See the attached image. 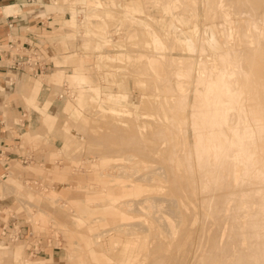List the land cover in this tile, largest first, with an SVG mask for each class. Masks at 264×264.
<instances>
[{"label": "rangeland", "instance_id": "1", "mask_svg": "<svg viewBox=\"0 0 264 264\" xmlns=\"http://www.w3.org/2000/svg\"><path fill=\"white\" fill-rule=\"evenodd\" d=\"M98 1L95 5L88 0H56L62 11L56 10L59 14H54L48 20L51 22H47L52 30L50 37L57 38L56 45L52 52L45 46H40L36 52V59L51 65L38 72L28 68L30 74L26 76L32 82L56 70H62L65 75L82 70L87 74V81L81 91L79 85L74 86L66 78L52 83L41 81L40 88L48 85L46 93L52 105L49 112L56 115L54 129L45 126L40 129L41 134H49L57 150L62 147L64 132H67L69 146L63 154L49 161L47 155L40 158L28 153L17 163L21 183L20 186L9 185L8 195L14 197V203L4 209L2 218L8 222L15 217L17 225L25 226L32 233L19 241L3 244L14 248L22 246L24 259L27 257L29 264L39 258H48L47 253L52 252L56 259L51 260V264H150L161 260L158 256L162 254L160 264L162 261L169 264L165 253H172V258L181 255L177 248L185 234L180 232L183 227H190L197 211L196 221L200 225L197 227L196 222L192 227L194 245L189 251L191 256L187 254L190 261L187 259L186 264H201L194 254H203L204 242L210 243L209 233L203 237L205 232H210L211 224L207 221L205 225L199 193L193 196L190 188L194 177L196 179L200 173L196 170L199 166L196 162L200 159L197 153L193 154L197 136L194 131L208 120L206 114L210 109L201 107L195 98L200 92L203 101L206 97L214 101L212 91L218 75H227L223 77L230 83L223 81L224 86L234 89L241 83L233 74L235 65L241 61L236 63L235 60L240 59L238 54L244 56L256 47L255 42L252 44L248 39V44L253 45L249 46L243 36L254 31L247 17L250 14L242 7L244 0H220L221 3L219 0H174L175 4L172 0ZM222 1L226 7L219 6ZM47 2L50 1L44 3L45 7ZM213 2H217L216 7ZM210 4L215 8L212 13ZM223 7L226 11L221 10ZM73 11L74 25L66 22ZM91 13L99 14L93 17V22L89 21ZM45 16L42 15L46 19ZM96 23L100 25L95 26ZM228 39L233 40L231 46ZM259 44L262 48L264 43ZM194 69L203 70L196 85L192 83ZM187 77L191 85L186 82ZM81 94L85 104L79 109L81 116L75 118L65 104L71 102L77 106ZM195 112L207 117L199 115L200 119L194 118L196 121L190 119ZM189 120H193L192 123ZM216 123L219 121L212 127L218 130ZM189 124L196 125L192 126L193 131ZM48 141L38 142L35 138L26 145L40 148L44 153L53 149L49 150L53 144ZM35 161L45 168H32L30 165ZM54 167L60 171L58 176L49 171ZM218 189L220 195L221 190L225 191ZM214 190L211 195L217 197L219 194ZM170 203L172 208L177 207L180 218H184H181L182 224L175 218V226H181L179 233L177 227L171 230L166 227L168 232L165 229L166 221L169 224L173 221L168 215ZM115 208L117 212L112 213ZM82 209L100 212L89 217ZM40 211L49 220L44 227L36 226V214ZM201 221L207 228L200 233ZM198 240L201 246L197 245ZM206 243L204 250L208 253L211 244ZM36 244L40 250L36 254L38 257L31 256L28 251ZM160 246L176 250L170 252L167 248L165 252L166 247ZM137 254L146 255L143 257L145 263Z\"/></svg>", "mask_w": 264, "mask_h": 264}, {"label": "bare ground", "instance_id": "2", "mask_svg": "<svg viewBox=\"0 0 264 264\" xmlns=\"http://www.w3.org/2000/svg\"><path fill=\"white\" fill-rule=\"evenodd\" d=\"M242 1L243 0H241V2ZM218 2H220V0ZM195 3L197 5V2ZM215 3L217 2H213V5H215L214 7L217 6V4ZM224 4L226 3L225 2L223 3L222 1V4H219V6ZM224 7L226 6L224 5ZM224 7L221 8V10L222 9L224 10L225 9ZM242 7H244V9H247V13L250 14V17L247 15L246 16L250 19L249 21H251L250 24L252 23L253 25L252 27H254L253 28L254 31L252 30L253 32L249 33V35H247L246 33L242 35L247 39V44L250 41L252 44L255 42L254 44L256 45V47H254L251 43H249L253 47L248 44L249 46L252 47V49H249V53L244 55V56L246 55L248 56L243 58L244 56L240 53L241 55L238 54V57H240V59L237 61L235 60L236 63L238 61H241V63L239 62L236 64L237 66L235 65L236 70H233V74L237 75L238 77L237 81H240L241 83L235 85L234 89L229 85L224 86L223 81L226 80L223 76H227V75L224 74L218 75L217 83L214 87V91H212L213 96H215V99L212 102L208 97H206L205 101H203L202 98H200V92L196 91L198 92V96L195 99L198 101L200 106L210 109L206 114L208 117L210 116V118H208L205 115L207 117L206 118L205 116H203L204 114L198 112L200 113L199 115L208 119L205 122H203L205 124V125L203 124L204 126L202 125L203 128L201 126L200 127L206 131L204 127L207 129H209L210 127L213 128L215 122L219 121V123H216L218 124L216 127L219 129L218 130L216 128L212 129L218 131V134L215 133L216 132L215 130L212 131L211 128L209 129V131L205 132L202 129L199 130L200 129L199 125L198 126L194 124L192 125V126H196L198 129V131L197 130L194 131L196 132L194 133V135L197 136L195 142L196 148L193 154L197 153L196 156L199 157L200 159L199 162L196 161L195 162L198 163L197 166L199 165L198 169L196 170L198 171V173L200 172L199 175L201 176H200V180H199V175H197L196 179L193 176L194 184H192V187L190 189H193L191 190L193 196L198 195L199 193V196L197 197H199V200L201 202L200 207L202 213L204 214V217L206 218L205 225L207 224V221H210L211 224L210 232L207 231L209 229L206 230L207 233L205 232V235L206 234L208 235L209 233L210 235L208 236L210 237H207V235L205 236L204 232L202 234H199L200 236L204 235L203 238L205 237L209 238L208 241L210 243L204 242L203 244L204 249L206 247L205 243L207 245L211 244V246H209L210 249L208 248L209 249L208 253L206 252V250L202 249L201 252L203 251V254L200 253L199 251H197L199 253L194 254V256H196L195 260L197 259L201 264H264V47H263L264 44L262 48L261 45L259 44V43L261 44L264 43V0H244L242 2ZM210 8L211 9H209V11L211 10L210 13H212V11H214L215 8L212 9V5L210 6ZM240 9L242 8L240 7ZM245 35H247L248 38ZM228 45L231 46V42ZM257 45H260V47L258 46L259 48H257ZM259 49L260 50L263 49V51L261 52L259 51ZM235 56L236 55H234V57ZM241 58L243 59L241 60ZM202 71H203L202 69L200 70L194 69L195 73H194V78L192 79L193 84H195L197 82V79H199V77L203 74ZM180 75L183 76L184 74H180ZM187 79L188 80L186 82H189L188 85H191L192 83L190 84L191 82L190 77H187ZM225 83H230V82L226 81ZM217 97L219 98V100L217 99ZM153 103H155V101ZM220 105L221 107L219 110ZM195 114L197 115V113L195 112L193 113V115L191 114L192 118L190 117L189 118L200 119V117H198L199 115L196 116ZM201 120H203V118ZM195 121H194L195 124H200V123H196ZM189 125L191 126V124ZM192 126H191V130L193 131ZM200 131H202V133L204 134L200 133L199 135ZM230 144H232L233 147L231 145L229 152L228 146ZM197 157L196 159L198 160ZM193 185H195V188L193 187ZM215 188L216 191L214 190ZM218 188L220 190L224 189L225 191L221 190L222 192L220 195L219 193L220 191L217 192ZM212 189L215 191V193L217 192L219 194L217 197L211 195V193H213ZM251 192H255V193L251 194ZM177 197L179 196L177 195ZM195 199H197L196 196ZM175 202L176 201H174V204ZM218 204H221L222 207L218 208L217 207ZM170 205H171V209L169 208V210H171V212H168L169 214L168 213L167 214L173 217V221L170 224L167 223L166 221V226H165L166 232H168L167 228H169L170 230L173 229L174 227L181 229V226L178 227V224L177 226H175L176 221L179 222L180 220L181 222L182 219L184 220L183 216L181 217L182 219L180 218L181 214L178 211V209H176L177 207L172 208L173 204L170 203L169 207ZM196 212H195V216L193 217L194 220L191 221L190 227H187L188 225L183 227L184 229L182 230L184 232L181 231L180 229L179 231L177 230L178 233L181 231L180 233L185 234L183 238V242L182 243L180 242L181 244L179 248H177L178 254L180 253L181 255L180 256L177 255L176 258L174 257L172 258L171 255L172 253L170 254L169 251L167 252L168 255L169 254L171 255V256L169 255L170 257L167 256V253H165L166 254V256L164 255L165 260L169 258V264H172L173 260L175 264H186L187 259L188 260L190 259L191 255L189 253L191 252L189 251L192 250L194 245V241H193L194 239H192V233H193L192 227L195 226L197 222L196 216L198 215V214L196 215ZM106 213H110V211L109 212L107 211ZM175 218L178 220L175 221ZM198 218H200V216ZM201 219L202 218H200V220ZM225 219L228 222L230 221L229 224L228 222H225L226 221ZM203 224L204 221L202 222V225ZM199 225L197 222V227ZM205 225L202 226L203 228L201 227L202 230H200V233L203 230L205 231L204 227L207 226ZM158 230L160 231V229ZM194 232L196 233L197 231H195L194 229ZM180 240H182V238H180ZM203 241H205V239ZM223 241H225L224 244H222ZM175 242L176 240L174 241V243ZM201 243L202 242L199 241V243L197 242V245L198 244L200 245ZM170 245L172 247V244ZM165 247L160 246V248H165ZM167 248L168 247L165 248V252ZM157 249H159V247H157ZM169 249L170 248H168V250ZM198 249H200V247H198L197 250ZM170 250H171L170 252H172L176 249L174 250L170 249ZM187 254L190 255L189 258ZM156 255L157 254H155V256ZM145 256L142 257L139 256V257L142 258V260L144 261L143 257L145 258ZM156 257L155 259H158V257L163 258V254L161 256H158L157 258ZM161 260H154L155 261L154 263L151 260L152 262H150V264H155V263L157 264L158 261H159L158 264H160ZM162 263L164 264L165 261L164 262L162 261ZM195 263L196 262H194V264Z\"/></svg>", "mask_w": 264, "mask_h": 264}, {"label": "crops", "instance_id": "3", "mask_svg": "<svg viewBox=\"0 0 264 264\" xmlns=\"http://www.w3.org/2000/svg\"><path fill=\"white\" fill-rule=\"evenodd\" d=\"M46 1L50 2H47L45 7ZM88 3L98 5L99 1L88 0ZM56 10L62 11L61 5H57L56 0H0V227L4 222L2 218L4 209L14 203V197L8 195V187H10L9 185L20 186L21 183L16 168H18L17 163H20L24 154L29 153L40 158L47 155L46 158L49 161L54 156L63 154L69 146L70 136L67 132H64L65 140L62 147L57 150H55V142L50 141V135L41 134L40 129L45 128V126L47 128L49 126L50 130L54 129L52 126L56 118L55 114L49 112L52 105L48 92L46 93L48 85L43 84L40 88L41 81L45 79L52 83L66 78V81L74 86L79 85V91L83 89L84 83L87 81V74L82 70H75L68 75H65L62 70H56L51 74L39 76L34 82L26 76L29 73L28 68L32 72L36 70L35 66L27 64L30 59H34L33 53L38 52L40 46H45L48 51L52 52V47L54 48L56 45L57 38L50 37L52 30L48 24L51 22L48 20L53 18L54 14H59ZM43 14L46 15L47 21L42 17ZM93 17H99V14L91 13L89 21L93 22ZM66 22L75 24L74 11L71 19L66 20ZM57 59L60 60L59 57ZM40 61L47 65L44 67L45 69L51 65L43 59ZM84 101V96L81 94L77 106L67 102L65 108L70 110L75 118H79L81 116L79 109L81 105L85 104ZM80 119L82 120V118ZM35 138L38 142L42 139L49 140L48 143L53 144L49 150L53 149L41 153L40 148L36 147L35 149L31 145H26ZM32 164L34 165L30 166L34 169L42 170L44 167L43 164L36 163V161ZM49 171L55 173L56 176L60 172L56 167L49 168ZM36 179L40 180L39 178ZM82 212L90 217L100 211L82 209ZM116 212L117 209L115 208L113 213ZM48 221L43 211L36 214L37 227H44ZM56 224L62 226L60 223ZM4 242L5 240L0 235V264H29L26 260L27 257L24 259L22 246L14 248L3 244ZM8 242L11 243L12 241ZM47 256L48 258L36 259L31 264H51V260L54 262L56 259L55 252L47 253Z\"/></svg>", "mask_w": 264, "mask_h": 264}, {"label": "built area", "instance_id": "4", "mask_svg": "<svg viewBox=\"0 0 264 264\" xmlns=\"http://www.w3.org/2000/svg\"><path fill=\"white\" fill-rule=\"evenodd\" d=\"M35 56L34 59H30V62H28V65L35 66L36 70L35 72L44 70L45 63H42L41 59H36V52L33 53ZM17 220L15 217H12L7 223L4 221L0 227V235L5 241H18L27 235H31V231H29L25 226L17 225ZM29 233H27L28 231ZM29 237V236H28ZM29 254L31 256H36L40 252L37 245H31L28 249Z\"/></svg>", "mask_w": 264, "mask_h": 264}]
</instances>
